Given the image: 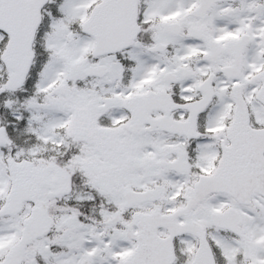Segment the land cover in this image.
I'll use <instances>...</instances> for the list:
<instances>
[{
	"label": "snow or ice",
	"instance_id": "obj_1",
	"mask_svg": "<svg viewBox=\"0 0 264 264\" xmlns=\"http://www.w3.org/2000/svg\"><path fill=\"white\" fill-rule=\"evenodd\" d=\"M0 264H264V0H0Z\"/></svg>",
	"mask_w": 264,
	"mask_h": 264
}]
</instances>
